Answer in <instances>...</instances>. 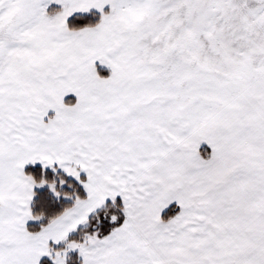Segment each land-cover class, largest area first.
<instances>
[{
    "label": "snow or ice",
    "instance_id": "obj_1",
    "mask_svg": "<svg viewBox=\"0 0 264 264\" xmlns=\"http://www.w3.org/2000/svg\"><path fill=\"white\" fill-rule=\"evenodd\" d=\"M0 264H264V0H0Z\"/></svg>",
    "mask_w": 264,
    "mask_h": 264
}]
</instances>
